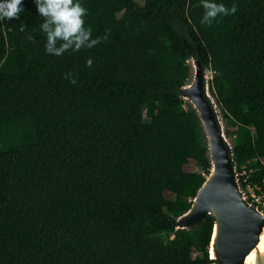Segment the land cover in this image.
<instances>
[{"label": "trees", "instance_id": "1", "mask_svg": "<svg viewBox=\"0 0 264 264\" xmlns=\"http://www.w3.org/2000/svg\"><path fill=\"white\" fill-rule=\"evenodd\" d=\"M79 2L109 32L78 52H46L35 0L0 20V264H218L210 214L175 224L210 168L180 89L186 60L211 72L238 185L264 189V0H213L237 12L211 26L200 0Z\"/></svg>", "mask_w": 264, "mask_h": 264}, {"label": "water", "instance_id": "2", "mask_svg": "<svg viewBox=\"0 0 264 264\" xmlns=\"http://www.w3.org/2000/svg\"><path fill=\"white\" fill-rule=\"evenodd\" d=\"M203 71L198 60L193 59L191 82L180 89V94L190 101L198 114L206 139L210 168L190 206L177 216L175 224L176 228L187 229L210 214L214 219L211 237L215 230L213 255L209 257L218 264H243L244 257L257 242L264 224V214L250 207L240 193L224 133L209 100H206Z\"/></svg>", "mask_w": 264, "mask_h": 264}, {"label": "clouds", "instance_id": "3", "mask_svg": "<svg viewBox=\"0 0 264 264\" xmlns=\"http://www.w3.org/2000/svg\"><path fill=\"white\" fill-rule=\"evenodd\" d=\"M35 3L40 16L44 18L39 26L46 35L45 50L48 54L60 56L65 52H78L81 48L90 49L107 41L109 30L106 29L105 35L93 38L91 28L85 27L84 18L88 10L79 0H35ZM196 6L204 9L201 23L207 26H211L219 16L234 15L237 12L235 4L229 8L213 0H200ZM23 11L22 0H0V20L18 19ZM26 27L21 23L20 31ZM27 39L32 41L34 36L29 35ZM86 65L92 67L91 58L87 59ZM64 76L70 83H77V77L72 72H66Z\"/></svg>", "mask_w": 264, "mask_h": 264}, {"label": "rangeland", "instance_id": "4", "mask_svg": "<svg viewBox=\"0 0 264 264\" xmlns=\"http://www.w3.org/2000/svg\"><path fill=\"white\" fill-rule=\"evenodd\" d=\"M134 1L139 3V4H141L143 2V0H134ZM186 62L189 65V77H188V80L186 81V83H190L191 79H192V75H193V59H188V60H186ZM210 76H211V72L207 69H204V71H203V85H204L203 88L205 91V95L208 98V100L212 106V109H213V112L216 116V119L221 126L222 132L224 133V125L222 122L220 109H219L217 103L215 102L214 97L212 95H210V93L208 91V84L207 83H208V80L210 79ZM182 99L184 100L185 103H190V101L188 99H186L184 97H182ZM224 137H225V142H226L227 146L230 147L231 146L230 138L228 136H226L225 134H224ZM184 168L187 171H195V172H201L202 171L201 166L197 162H194V161H189L184 166ZM261 192L264 195V189H261ZM245 196H247V191H245ZM251 207H253V206H251ZM256 209H257V211H260L261 213L264 214V209H260V208H256ZM210 249H212V247H210ZM210 254H211V256L213 255L212 250H210Z\"/></svg>", "mask_w": 264, "mask_h": 264}, {"label": "built area", "instance_id": "5", "mask_svg": "<svg viewBox=\"0 0 264 264\" xmlns=\"http://www.w3.org/2000/svg\"><path fill=\"white\" fill-rule=\"evenodd\" d=\"M244 174V171L241 172ZM240 193L246 203L255 210L256 208L264 209V195L261 192V188L254 183H245L243 187H239ZM245 191H247V196H245Z\"/></svg>", "mask_w": 264, "mask_h": 264}, {"label": "bare ground", "instance_id": "6", "mask_svg": "<svg viewBox=\"0 0 264 264\" xmlns=\"http://www.w3.org/2000/svg\"><path fill=\"white\" fill-rule=\"evenodd\" d=\"M215 230V228H214ZM214 230L211 237V243L210 247H212V241L214 237ZM209 248V253H210ZM213 253V250H212ZM211 256V254H210ZM243 264H264V224L262 226V229L258 235V239L254 247L246 254L244 257Z\"/></svg>", "mask_w": 264, "mask_h": 264}]
</instances>
